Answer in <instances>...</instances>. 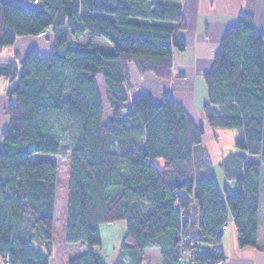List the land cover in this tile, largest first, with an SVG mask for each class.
<instances>
[{"label":"trees","instance_id":"obj_1","mask_svg":"<svg viewBox=\"0 0 264 264\" xmlns=\"http://www.w3.org/2000/svg\"><path fill=\"white\" fill-rule=\"evenodd\" d=\"M34 6L0 0V50L45 31H52L54 45L46 57L29 51L21 72L15 62H0V80H17L8 92L9 127L0 137L3 264H50L59 169L44 158L60 153H70L65 240L87 248L68 264H107L100 226L121 221L127 237L118 264L123 256L142 264L147 249H158L162 264H178L182 237L196 260L224 259L221 228L229 214L239 246L257 248L264 36L254 19L242 14L228 28L204 75L208 125L239 131L240 153L221 163L229 183L221 189L206 162L204 130L185 108L166 95L159 105L150 95L129 102L125 90L129 63L171 77L174 53L186 50L181 6L151 0H39ZM98 77L111 110L106 121Z\"/></svg>","mask_w":264,"mask_h":264},{"label":"crops","instance_id":"obj_2","mask_svg":"<svg viewBox=\"0 0 264 264\" xmlns=\"http://www.w3.org/2000/svg\"><path fill=\"white\" fill-rule=\"evenodd\" d=\"M26 8H34L33 0H13ZM154 4H174L183 9L185 28L180 32L181 38L186 44L184 52L174 53L175 62L179 73L183 75V84L174 85L180 89V96L175 99L180 104L184 96H197L194 98L193 105H203L207 101V89L205 86L204 75L213 66L214 58L220 48L221 41L225 32L233 26L240 15L251 16L255 21L257 30L264 36V0H151ZM52 31L46 37L22 36L18 37L15 44L0 50V62H15L19 72L22 70V60L31 50H37L42 57L48 56L53 50ZM17 80L11 81L6 78L0 80V137L9 127V115L7 113L10 97L8 92L14 87ZM151 84L142 95H150L156 104L163 102L164 93L169 90V85L160 87L161 95L156 97L159 89ZM186 89V90H185ZM194 91L193 93H188ZM196 91V93H195ZM168 93V92H167ZM15 100V99H13ZM187 100V99H186ZM189 103V102H187ZM186 105V104H184ZM189 106V105H186ZM185 106V108H187ZM188 110V109H187ZM189 112L192 115L191 111ZM44 159H47L45 157ZM51 161V160H50ZM157 165L163 166V162L158 160ZM220 187L229 184L223 171L216 175ZM69 187V184H68ZM57 201V195H56ZM57 204V203H56ZM55 204V213H56ZM262 204V202H261ZM68 205V188H67ZM258 247L241 248L238 243V233L231 214L228 216L229 226L223 234L220 249L227 264H264V206L260 207L259 215ZM67 220V209H66ZM54 235L55 219H54ZM66 223L61 233L63 240V252L60 248L53 252L50 264H68L76 257L82 256L87 252L83 244H68L65 240ZM102 250L107 264H118L121 258L124 239L127 236V225L125 222L103 224L100 226ZM131 256H123L124 264H129ZM0 264H3L0 258ZM142 264H162L161 254L158 249H147L145 251Z\"/></svg>","mask_w":264,"mask_h":264},{"label":"rangeland","instance_id":"obj_3","mask_svg":"<svg viewBox=\"0 0 264 264\" xmlns=\"http://www.w3.org/2000/svg\"><path fill=\"white\" fill-rule=\"evenodd\" d=\"M176 53V52H175ZM177 63L175 62V56L173 61V70L172 75L169 79H161L155 76L153 73H142L140 71V68L138 64L136 63H129L126 65L125 70L127 74V81L125 83V90L126 94L128 96L129 102H131L135 97L138 95H142L145 93V90H147V86L151 84V81L153 80V86L157 87L159 84V89L157 91L158 94L156 97H159L161 95V89L160 87L169 85L170 88L167 90L164 95L170 97L171 95L176 99L175 96H180V89L173 87L174 85L183 84L185 81H180L183 78V75L179 73L177 69ZM98 84L100 87V92L104 98V120L110 118L111 116V110L109 105L106 102V87L105 83L103 81L102 77H98ZM158 88V87H157ZM186 90V89H185ZM194 91H189L188 93H193ZM196 93V91H195ZM163 95V96H164ZM170 95V96H169ZM197 96L190 95V96H184L182 97V103L189 105H182L185 108L186 111H191L192 115L191 118L193 121L198 125L201 126L204 130L205 136L203 140V145L205 148V156H206V162L208 164L209 169L212 170V172L219 177V173H221V163L226 159L228 156L233 154H239L240 150H238L235 147V140L239 136L238 130H230V129H213L211 128L206 120L205 114L203 112V105H193V100ZM171 98V97H170ZM187 99V100H186ZM199 100V98H196ZM195 101V100H194ZM189 102V103H187ZM188 109V110H187ZM189 113V112H188ZM47 159L55 162L58 165L59 169V179H58V185H57V201H56V213H55V232L56 235H54V251L58 247L60 248V251L63 252V240L61 239V233L63 231L64 224L66 223V209H67V188L69 184V174H70V153L67 154V156H64L62 153L56 155V156H48ZM250 159H253L250 157ZM223 189V187H221ZM263 189L262 187V204L261 208L264 206V196H263ZM127 237V236H126ZM125 237V239H126ZM124 239V241H125ZM203 251L205 252H211L212 246L210 245H204Z\"/></svg>","mask_w":264,"mask_h":264},{"label":"built area","instance_id":"obj_4","mask_svg":"<svg viewBox=\"0 0 264 264\" xmlns=\"http://www.w3.org/2000/svg\"><path fill=\"white\" fill-rule=\"evenodd\" d=\"M34 3L38 4L39 0H33ZM48 35V32H42L39 36L40 37H46ZM181 213H183L181 211ZM229 226V223L227 222L225 225L222 226L221 231H226L227 228ZM178 252H179V262L178 264H227L225 259H219V260H214V261H210V262H200L198 260H196L193 257V250L191 248L188 247V239L186 237H182L181 238V242L179 244V248H178ZM9 257V255L7 256ZM4 264H13L11 262H9L8 260L6 261V263Z\"/></svg>","mask_w":264,"mask_h":264}]
</instances>
